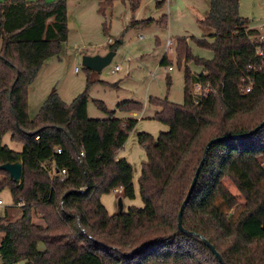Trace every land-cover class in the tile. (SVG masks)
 <instances>
[{
  "label": "trees",
  "instance_id": "trees-1",
  "mask_svg": "<svg viewBox=\"0 0 264 264\" xmlns=\"http://www.w3.org/2000/svg\"><path fill=\"white\" fill-rule=\"evenodd\" d=\"M127 1L132 13L141 2ZM111 2L99 0V14ZM238 5L239 0H209L201 24L211 33L191 42L211 58L194 56L186 39L176 37L183 101L148 98L157 108L153 119L167 129L157 136L136 134L145 153L137 180L142 206L117 207L110 214L102 195L120 188L118 198H135L133 167L117 153L137 119L113 117L97 99L95 107L110 117L88 116V90L99 79L86 67L81 93L66 103L51 89L30 118L28 87L68 38L66 0H0V164H22L19 182L0 169V191L7 189L12 200L0 212L2 264H264V125L254 131L264 120V62L254 54L257 44L264 45V32L248 27ZM166 22L165 14L131 21ZM160 64H168L165 56ZM248 65L261 68L254 72ZM248 76L253 86L242 94L241 79ZM194 83H207L210 91L194 93ZM142 107L125 100L116 108ZM5 134L19 151L3 143ZM203 157L180 230L178 211ZM223 180L244 199L242 206ZM15 205L20 214L11 218Z\"/></svg>",
  "mask_w": 264,
  "mask_h": 264
},
{
  "label": "rangeland",
  "instance_id": "rangeland-1",
  "mask_svg": "<svg viewBox=\"0 0 264 264\" xmlns=\"http://www.w3.org/2000/svg\"><path fill=\"white\" fill-rule=\"evenodd\" d=\"M47 1L53 2L55 0ZM98 3L99 0H66L69 37L62 51L44 62L45 64L40 68L38 76L28 87L27 103L30 118H33L37 113L41 98H46L45 96L49 94L52 88L66 103H69L76 95L81 93L86 87V73L82 66V57L91 55L96 50H105L113 41H119L115 49L116 54L107 66L94 74L97 79L102 78L109 83L112 82V84L104 86L96 82L89 88L87 109L92 116L90 118H97V116L99 118H103V116H106L105 118L110 117L109 114L101 113L95 107L94 100L96 98L102 100L109 111L114 109L112 114L113 117L117 118L123 116L125 118H136L140 113L139 110L123 111L116 109L117 102L124 100L144 101L145 97L150 95L148 98H167L173 103H182L183 66L176 64V37L187 36L183 38L189 43L194 56L205 59L212 56L210 51L199 48L191 42L192 36L200 38L211 33L208 27L201 24L208 13L209 0H141L133 13L130 11L127 0H112L111 4L105 8L104 16L99 14ZM238 12L240 16L248 20L247 25L249 28H258L264 19V0H239ZM127 13H130L134 19H139L133 22L149 18L157 20L162 14L166 15L167 22L165 26L158 23L145 26L137 23H127L122 27L123 16ZM103 24L107 27L106 33L103 31ZM109 38L112 39L110 43H108ZM168 38L171 39L169 47L167 46ZM164 54L168 64L160 66L159 61ZM115 65L119 66V70L117 67L118 71H113ZM168 66H172L173 69L168 70ZM76 68L77 70H75ZM198 68L190 65L193 72H197ZM167 77L170 78L169 85L167 84ZM144 112L145 117L139 121L140 127L155 132L153 136H157L160 131L167 129L164 124L154 120L153 117L151 119L146 117L155 114L152 104L147 103ZM152 124H154L153 127H151ZM138 132L146 131L133 129L129 133L126 146L123 145L122 147L123 152L130 153V156H132L133 178L138 174L136 164L141 158L140 155L144 152V149L136 140ZM2 141L8 143L9 146L11 145L12 148H14L13 145H17L9 140L8 134L3 136ZM223 182L237 198V207L242 206L244 199L233 184L228 180H223ZM119 194L120 192L114 193L112 190V192L101 196V202L108 213L112 214L117 210L118 204L116 201ZM0 199L3 202L0 206V212L5 206L12 205L7 189L0 191ZM122 201L123 210L132 205L142 206L138 190H136L134 199L123 198ZM19 210V205L12 206L10 210L11 218H17L20 214ZM33 220L37 221L36 214H34ZM1 238L2 234L0 233V240ZM0 264H2L1 259Z\"/></svg>",
  "mask_w": 264,
  "mask_h": 264
},
{
  "label": "water",
  "instance_id": "water-1",
  "mask_svg": "<svg viewBox=\"0 0 264 264\" xmlns=\"http://www.w3.org/2000/svg\"><path fill=\"white\" fill-rule=\"evenodd\" d=\"M114 52L113 51H108L106 54L104 55H99V54H96V55H84L82 57V66L83 67H86L90 70H93V71H96V72H99L101 71L105 66H107L110 62H111V59H112V56H113ZM264 125V120L260 123V125L258 127H256L254 129V131H256L260 126H263ZM213 142V140L209 141L205 147V150H204V156L206 155L207 151H208V148L210 146V144ZM203 161H204V157L202 158L201 160V163L199 164L196 172H195V175L192 179V182H191V185L189 187V190H188V193L178 211V228L180 230L183 229L182 227V221H181V216H182V211L184 209V206L185 204L187 203V201L189 200V197L192 193V190H193V187L195 185V182H196V179H197V176H198V173H199V170L203 164ZM0 169L5 171L8 176L15 182H19L20 181V178H21V173H22V164L20 161H16V162H13V163H3V164H0ZM118 201V210L121 211L122 208H123V204H122V200L121 198H118L117 199ZM206 245L208 247H210L211 251L213 252V254L219 259V261H221V257L219 255V253L216 251V249L214 248L213 245H211L209 242L205 241Z\"/></svg>",
  "mask_w": 264,
  "mask_h": 264
},
{
  "label": "crops",
  "instance_id": "crops-1",
  "mask_svg": "<svg viewBox=\"0 0 264 264\" xmlns=\"http://www.w3.org/2000/svg\"><path fill=\"white\" fill-rule=\"evenodd\" d=\"M123 1V0H122ZM123 19L124 20H122L123 22H122V27H124L127 23L128 24H130L131 23V21H136V20H139V19H134V17L133 16H131V14L130 13H127L126 15H124L123 16ZM142 19V18H141ZM204 19V18H203ZM263 21H264V19H263ZM263 21L260 23V26L263 24ZM260 27H258V28H256V29H259ZM69 37V36H68ZM182 37H187V36H182ZM193 38H195L194 36H192ZM201 37H203V36H201ZM200 37V38H201ZM199 38V37H198ZM67 40H68V38H67ZM168 40H170V44H171V39L170 38H168ZM167 40V41H168ZM66 43V42H65ZM64 43V44H65ZM64 44H63V46H64ZM170 44L169 45H167L168 47L170 46ZM63 46H62V48H61V51H62V49H63ZM109 51V47L107 48L106 47V49L105 50H103V51H100V50H96V51H94L93 53H91V55H96V54H99V55H104V54H106L107 52ZM116 53L114 52V54H113V56H112V58L114 57V55H115ZM166 57V55L164 54L162 57ZM162 57L160 58V61H159V64H160V62H161V59H162ZM112 60V59H111ZM46 62V61H45ZM45 64V63H44ZM162 64H160V66H161ZM115 66H117L118 67V70H119V66L118 65H115ZM163 66H165V65H163ZM173 69V68H172ZM117 70V71H118ZM40 71V70H39ZM39 71H38V73H39ZM200 71V68H198V70H197V72H199ZM96 72V71H95ZM194 72H196V71H194ZM196 72V73H197ZM96 73H98V72H96ZM37 76H38V74H37ZM101 81V82H100ZM98 83H101V84H103L104 86H108V85H111L112 84V82H108V81H105V80H103L102 78L100 79L99 78V82ZM114 86H116V85H114ZM52 89H54V88H52ZM148 96H150V95H148ZM148 96H146L145 97V100L144 101H140V100H133V99H130V100H133V101H137V102H141V104H142V102H143V108H142V110L140 111V113L136 116V119H137V124L135 125V127H134V129H136L137 131H141V130H145L146 132H149L150 134H152V135H155L154 133L155 132H151L148 128H142V127H140V125H139V121L140 120H142L144 117H145V112H144V107L145 106H147V103H149V102H147V98H148ZM46 97V96H45ZM96 99H98V98H96ZM45 100V98H41V100L39 101V103H38V107L40 108V106H41V104L43 103V101ZM125 101V100H124ZM119 103H121V102H117V104H116V106H115V108L117 107V105L119 104ZM106 105V104H105ZM107 107V106H106ZM38 108V109H39ZM108 109V108H107ZM117 109V108H116ZM109 110V109H108ZM111 111H114V109L113 110H111ZM157 111V108L156 107H154V112H156ZM99 112V111H98ZM87 113H88V116L89 117H92L91 116V114L89 113V111H88V109H87ZM102 113V112H101ZM153 113V112H152ZM93 115H95V114H93ZM154 115V114H153ZM153 115H151V116H146V117H150L149 119H151V117H153ZM94 117V116H93ZM106 116H103V118H105ZM127 117H130V116H127ZM97 118H99V116H97ZM119 118H125V116H123V117H119ZM154 126V124H152V126L151 127H153ZM158 128V127H157ZM159 131V130H158ZM128 139H129V137H128ZM128 139H127V141L125 142V144H124V146H126V144H127V142H128ZM137 140V139H136ZM4 143V142H3ZM6 145H8V143H5ZM9 146V145H8ZM11 146V145H10ZM9 146V147H10ZM19 146V144H17L16 146L15 145H13V147L14 148H12V147H10L11 149H14V150H17V151H19L20 150V148L21 147H18ZM124 149V148H123ZM131 154L130 153H126V152H123V150L121 149L118 153H117V157H124L127 161H129L131 164H132V160H131V157L132 156H130ZM140 157L141 158H139V161L137 162V168H136V172L138 173V174H136V177L135 178H133L132 177V182H133V186H134V189H135V193H136V190H138V183H137V180H138V177H139V175H140V166H141V162L145 159V153L143 152L141 155H140ZM115 205H116V202H115Z\"/></svg>",
  "mask_w": 264,
  "mask_h": 264
},
{
  "label": "built area",
  "instance_id": "built-area-1",
  "mask_svg": "<svg viewBox=\"0 0 264 264\" xmlns=\"http://www.w3.org/2000/svg\"><path fill=\"white\" fill-rule=\"evenodd\" d=\"M259 30L261 32H264V21L263 24L260 26ZM260 41L264 42V33H262L259 37ZM112 41L111 38L108 39V43H110ZM170 44V40L167 41V45ZM254 54L256 57L260 58L262 62H264V45L261 44H257L254 48ZM248 69H253V71L255 72L256 70H259L261 68V66L259 65L257 68L251 65L247 66ZM168 70H172V66H168L167 67ZM77 70V68L75 69ZM117 70V66L114 67L113 71ZM253 86V78L248 76L246 79L242 78L241 79V86H240V92L242 94H246L249 93L252 89ZM210 91L209 85L206 83L205 85H202L200 83H194L193 84V92L194 93H198V94H203V95H207L208 92ZM57 152H60V149H57ZM81 154H83L81 152ZM65 174V170L61 169L59 176H61V178L63 177V175ZM113 192H121L120 188H116L113 189ZM3 204L2 200L0 199V206Z\"/></svg>",
  "mask_w": 264,
  "mask_h": 264
}]
</instances>
